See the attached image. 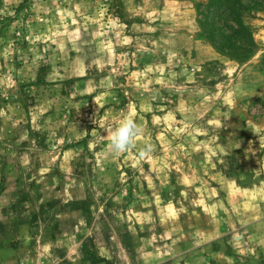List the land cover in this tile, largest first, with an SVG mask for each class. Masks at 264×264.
Here are the masks:
<instances>
[{
  "label": "rangeland",
  "instance_id": "374dc122",
  "mask_svg": "<svg viewBox=\"0 0 264 264\" xmlns=\"http://www.w3.org/2000/svg\"><path fill=\"white\" fill-rule=\"evenodd\" d=\"M208 2L0 0V264H264V8L239 61Z\"/></svg>",
  "mask_w": 264,
  "mask_h": 264
},
{
  "label": "trees",
  "instance_id": "16d2710c",
  "mask_svg": "<svg viewBox=\"0 0 264 264\" xmlns=\"http://www.w3.org/2000/svg\"><path fill=\"white\" fill-rule=\"evenodd\" d=\"M201 27L212 46L223 55L243 61L257 47L243 14L263 9L264 0H209Z\"/></svg>",
  "mask_w": 264,
  "mask_h": 264
},
{
  "label": "clouds",
  "instance_id": "9594fccd",
  "mask_svg": "<svg viewBox=\"0 0 264 264\" xmlns=\"http://www.w3.org/2000/svg\"><path fill=\"white\" fill-rule=\"evenodd\" d=\"M110 137L111 148L115 155L127 152L135 147V139L142 134V127L137 124L130 116H125L116 126L109 125L106 129ZM151 151V146L146 145L140 150L141 157L146 156Z\"/></svg>",
  "mask_w": 264,
  "mask_h": 264
}]
</instances>
